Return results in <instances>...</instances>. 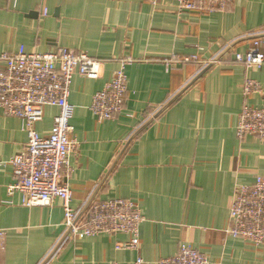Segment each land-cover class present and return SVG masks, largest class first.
Wrapping results in <instances>:
<instances>
[{"label":"crops","instance_id":"crops-1","mask_svg":"<svg viewBox=\"0 0 264 264\" xmlns=\"http://www.w3.org/2000/svg\"><path fill=\"white\" fill-rule=\"evenodd\" d=\"M176 7L175 0H0V53L63 47L103 63L100 78L75 75L71 86V138L78 143L70 159L73 208L82 211L98 191L95 199L137 201L145 217L139 251L117 249L130 240L124 234L68 239L60 199L27 208L20 192L9 195L19 183L10 161L26 153L28 134L23 121L0 112V264H132L139 256L157 264L175 257L182 243L211 264H264V247L226 234L236 185L264 177V144L236 136L248 74L262 87L248 102L264 108V68L246 72L235 61L264 34V0H234L213 15L179 16ZM174 56H198L201 65L163 64ZM122 57L138 61L126 67L125 109L99 123L90 111L93 98ZM58 114L57 107L45 109L35 126L41 136L50 135Z\"/></svg>","mask_w":264,"mask_h":264},{"label":"built area","instance_id":"built-area-1","mask_svg":"<svg viewBox=\"0 0 264 264\" xmlns=\"http://www.w3.org/2000/svg\"><path fill=\"white\" fill-rule=\"evenodd\" d=\"M176 12L183 14L213 15L225 13L234 0H175ZM49 14L45 9L44 17ZM235 61L246 72L264 68V38L254 40L246 53H237ZM117 69L103 90L94 98L90 111L99 123L115 120L125 109L128 96L126 67L136 63L131 57L117 61ZM195 63L201 65L198 56L163 61L168 68ZM103 63L87 53L68 48H58L47 53L27 52L0 53V112L20 119L25 124L28 144L25 154L15 155L10 164L19 183L9 187V195L20 192L23 206L51 207L60 199L64 210V227L67 238L79 241L101 234L127 235V243L117 245L120 250L139 251L140 229L145 221L137 201L130 199H95L87 212L73 208V192L70 178L73 172L70 159L78 150V143L71 138L74 128L71 120L74 106L70 104L71 86L75 75L87 79L101 76ZM262 93L260 83L245 78L243 97L245 104L239 115L236 136L240 141L254 137L264 144V108L249 104L248 100ZM47 107H57L59 114L54 120L48 137L41 136L36 125L43 121ZM5 233L0 231V237ZM226 234L255 247H264V177H256L250 185L238 183ZM132 264H147L142 257ZM157 264H211L207 254L187 243H182L175 257L160 259Z\"/></svg>","mask_w":264,"mask_h":264},{"label":"water","instance_id":"water-1","mask_svg":"<svg viewBox=\"0 0 264 264\" xmlns=\"http://www.w3.org/2000/svg\"><path fill=\"white\" fill-rule=\"evenodd\" d=\"M264 38V34H260L257 35L256 37H253L252 39L257 40V39H261ZM222 58L219 57L216 61L220 60ZM214 61V62H216ZM214 65V63L209 64L208 66H206L203 70L200 71V73L194 77L181 91H179L174 97H172V99L166 103V105H164V107L162 109H160L158 111V113H156V115L153 117V119H151L147 125H145L142 129L146 128L149 124H151L153 122L154 119H157L158 117H160L168 108H170L190 87H192L212 66ZM142 129H140L134 137H136L141 131ZM132 137L131 140L134 138ZM114 168V167H113ZM110 174V173H109ZM109 174L106 175L105 177V181L106 178L109 176ZM98 191H96V193H94V195L91 197V199L88 201V203L85 205V207L83 208V210L81 211V214L84 215L87 210L89 209V207L91 206L92 202L95 200V197L97 195ZM67 236V235H66Z\"/></svg>","mask_w":264,"mask_h":264}]
</instances>
